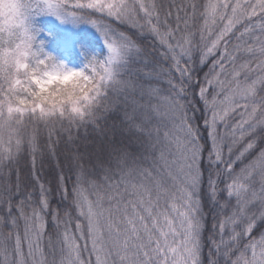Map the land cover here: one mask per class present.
Masks as SVG:
<instances>
[{
	"label": "snow or ice",
	"instance_id": "snow-or-ice-1",
	"mask_svg": "<svg viewBox=\"0 0 264 264\" xmlns=\"http://www.w3.org/2000/svg\"><path fill=\"white\" fill-rule=\"evenodd\" d=\"M4 3L0 264H264V0ZM39 14L90 24L106 54L66 69L34 48ZM195 64L211 65L202 118L189 114ZM61 72L79 76L71 92Z\"/></svg>",
	"mask_w": 264,
	"mask_h": 264
},
{
	"label": "trees",
	"instance_id": "trees-1",
	"mask_svg": "<svg viewBox=\"0 0 264 264\" xmlns=\"http://www.w3.org/2000/svg\"><path fill=\"white\" fill-rule=\"evenodd\" d=\"M35 28H36V35L38 33H42V27L44 25V22L42 20L37 19L35 22ZM122 30L126 28V26H119ZM131 31V30H130ZM46 34L45 40H41L43 42V49L45 48H57L58 41L61 40V35L60 33L52 28L49 32L44 33ZM73 39L76 40L75 45L77 46L79 50V54H70L71 57L77 61L82 63L84 66L87 63V60L90 59L92 56H96L98 59H102L104 55L106 54V47L104 44V41L102 37L99 35V33L96 31L95 28H93L90 24L84 23L82 27L78 29V32L75 34V37ZM37 43L34 44V48L39 44V42L36 39ZM142 43L146 44H152L154 43L151 39V37H148L146 41H142ZM158 47V46H157ZM211 65L207 64L205 66H200L199 64L192 65L193 69V81H192V87L189 88V94H188V100L191 102L190 103V112L189 114L192 115L193 112L191 109H195V116L197 118H202L204 113V105L200 101L199 98V85L204 83V76L205 73L209 72ZM176 77H179L178 73H175ZM111 102V94H110V99L109 103ZM210 115V113H209ZM235 119V117H234ZM111 120L107 121V123H110ZM105 124L104 121H101V125L103 126ZM221 131H224L221 129ZM89 132V138L94 137V133H92V129L89 126L88 129ZM74 134L75 130H74ZM79 135L81 139L84 138V129L81 128ZM44 136L42 135L41 138V143H43ZM63 147V144L61 145V148ZM226 151V149H225ZM61 160L63 161V157H61ZM53 167H54V162L49 160L47 157H44L41 159V157L38 155L37 156V161H36V175L39 176L40 180L46 184H48L49 181H51V187L53 188V193L52 196L50 197L52 207L55 208L58 205L61 207H64V204H61V196L60 193L55 191V180L53 178ZM20 169V177H21V182L22 183H27V184H33L32 178H31V162L27 158H22L20 161L19 165ZM13 180H15V174L12 177ZM206 186V185H205ZM71 187V185H69ZM38 192V186L35 189ZM205 211L208 212V207L207 205L205 206ZM212 223V216L209 213L208 215V225L209 228ZM209 233L206 231L205 232V237H207ZM216 239H219L218 236L215 237ZM225 239H227V231L225 233ZM83 243V242H81ZM90 247V245H89ZM208 243L207 240H205V247H204V255L205 257L207 256L208 252ZM88 253L85 252V256L87 257Z\"/></svg>",
	"mask_w": 264,
	"mask_h": 264
},
{
	"label": "rangeland",
	"instance_id": "rangeland-1",
	"mask_svg": "<svg viewBox=\"0 0 264 264\" xmlns=\"http://www.w3.org/2000/svg\"><path fill=\"white\" fill-rule=\"evenodd\" d=\"M37 19L44 22L42 27L43 32L36 35V39L38 41L45 40L46 34L44 33L49 32L52 28L56 29L61 35V40H59L56 45L58 49L45 48L43 49L44 52L55 57L56 61L65 63L69 68L74 70L82 69L84 65L75 61L70 54H79V50L75 45L76 40L73 39V37H75L78 29L82 27L84 23L74 24L71 22H61L60 19H57V17L49 14L33 15L29 17V22L32 25L35 34L36 28L34 22ZM235 119H239V117L237 116Z\"/></svg>",
	"mask_w": 264,
	"mask_h": 264
},
{
	"label": "clouds",
	"instance_id": "clouds-1",
	"mask_svg": "<svg viewBox=\"0 0 264 264\" xmlns=\"http://www.w3.org/2000/svg\"><path fill=\"white\" fill-rule=\"evenodd\" d=\"M8 8H9V5L7 3H4L3 5H0V12H4L5 14H7ZM30 30L32 31V33L35 36V43H37L36 34L33 31L32 25H31ZM3 55L5 57H7L8 53L5 52ZM58 63H62L65 66L66 69L69 68L63 62H58ZM70 69H72V68H70ZM51 79H53L61 87L66 88L68 92H71L76 87V85H77V83H78L80 78H79V76L77 74H75V72H73V73L61 72L58 76H54Z\"/></svg>",
	"mask_w": 264,
	"mask_h": 264
}]
</instances>
